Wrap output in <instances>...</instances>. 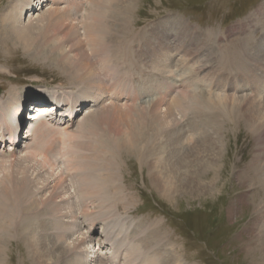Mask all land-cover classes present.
I'll use <instances>...</instances> for the list:
<instances>
[{
	"label": "rangeland",
	"instance_id": "obj_1",
	"mask_svg": "<svg viewBox=\"0 0 264 264\" xmlns=\"http://www.w3.org/2000/svg\"><path fill=\"white\" fill-rule=\"evenodd\" d=\"M37 1L38 0H30V6L27 4L24 5L26 9L23 12V17L19 26L27 22L29 17H33L32 20L36 27L46 23L45 17L41 16V18H36V15H42V13L48 14V11L52 10L48 9L50 2H44L42 5H39ZM82 1L84 6L82 7V5H80L79 7L82 8L79 9V11H71L73 19L75 20L71 23L67 22L66 25L73 24L78 27V40L85 43V49L88 52L87 37L84 34L82 24L89 22L91 18V15L88 16L91 3L88 4L89 0ZM20 3L22 2L16 1L14 6L10 3V0H0V19L5 13L18 10L19 5H22ZM129 3H131V5H129L130 10L126 18L131 24L127 26V29L132 30L133 34L131 36L136 37L134 40L136 45L134 46H131L129 38L127 40H122L126 46V51L130 54L129 58H138V55L132 57L133 50L137 49V53L140 54L142 49L145 50L144 46L146 44L145 42L141 43L140 45L142 48H140L137 47L139 44L138 42H143L145 39H148L150 34L156 31V28L161 27L162 23L166 22L169 18L170 24L174 25L175 28L178 27L179 30L182 31V26L177 25L175 18H179L185 23L187 22L191 30H193L190 37L196 39H198V37L200 38V41H196L197 48H195V45L192 48L189 47L190 41L187 39L182 40V43L179 42L181 44V49L174 52L173 62L170 64L173 70L175 69L171 76L167 75V73H169V65L165 67L163 63L158 67L155 76L156 78L158 77L157 79L160 78L159 81L163 79L161 78L162 76L171 78L173 87L170 91V98H178L180 96L183 97V99H187L188 104L192 103V101L188 99L193 95L186 96L187 94L183 92L185 90L182 89V91L181 88L178 87V85H182L179 78L183 79L184 76L187 78V81H184L187 85L186 90L208 94L206 97L225 96L224 99L228 101L230 98L239 97V99H241L242 97H246L247 94H250V86L234 88L235 90H232V88L228 89V87H219L218 82L219 78L223 77L224 73L230 74V68L228 66L237 65V61L241 62L240 65L246 64L242 66L243 68H249L250 65H252L254 66L253 69L256 68L257 70V62H261L263 58L261 56L264 55H258V51L263 52L260 50L259 46L262 45L261 47H264V23L261 21V18L264 19V0H130ZM51 8H54V6ZM57 8H67V5L61 2V4H58ZM42 10L44 12H42ZM33 14L35 16H32ZM176 30L177 31L174 32L178 33V29ZM35 33L39 35L38 32ZM52 35H55L53 37L54 41L56 40L59 43L62 42L64 37L63 33ZM201 38L204 39L202 40ZM9 41L4 43L0 31V107L2 103L7 101L8 91L11 89L17 91L36 90L37 92H35L37 94H47L51 96V99L54 98V96L65 98L68 94H78L80 97L75 99V103L77 104L80 103V99L86 97L85 92H91L90 89L84 85L74 82L73 79H71V74L69 75L63 70H59L53 62L42 60L38 57H31L26 54L22 46L13 41ZM42 42L43 39L40 43ZM71 45L72 44L68 46L65 45L66 47L64 48V51L66 49L65 55L68 57L72 56L70 52ZM176 48H178V46H176ZM197 53L199 54L196 56L198 58L192 59L194 61H190L188 64L186 62V59H188L187 57ZM93 61L101 79L100 84L104 86L108 92L104 104L99 106L100 110L107 105H114L116 103L117 106H120L122 110L125 111L128 106H131V102L123 98L121 101L115 100L120 98L116 86L121 84L118 82L119 78L123 80L127 79L123 77H125V73L128 71V66H131L130 68L133 67L132 69L136 68L130 63L123 64L124 61L110 63L95 58ZM261 63L264 64L263 61ZM197 64L206 69V71L204 70L206 76H204V74L202 76L193 74L194 67H196L194 65ZM123 65H127V67ZM150 70L153 71V69ZM150 70L147 68V74L145 76L150 74ZM176 73L183 75L175 78L173 75ZM159 74L164 75L159 76ZM129 75L136 78V73L134 71L129 73ZM131 76H127L128 79ZM190 76L192 81L190 80L189 82ZM207 76H209V80L205 78ZM177 79L179 80L177 81ZM167 80L166 77L162 82ZM197 80L201 84H199ZM111 81H114L113 90L108 89L110 88L109 84H111ZM132 81L138 82L139 85L143 83V79L140 77L138 80ZM105 83L108 85H105ZM152 94L148 95V98L153 103V99L158 95ZM111 96H114L113 98L115 99H112ZM248 96L251 97L252 95ZM261 98L264 100V93L263 96H257V98L252 96L248 98V100L253 101V99H256V101H258V99L260 100ZM30 100L31 99L26 100L20 108L23 113V118H25V124H27V127L24 126V129L21 128V132L23 130V135L26 138L28 137L27 130L32 122L30 120V114L33 113L34 109L32 106L34 103L30 102ZM145 101L147 100L145 99ZM145 101L144 98L141 97L139 101L133 102L132 104L134 107H141ZM93 105V103H88L82 106L79 114H75L76 118L70 123L69 129H65L67 133H63V128H65L64 124L69 120L64 117L62 122L58 123L59 126L55 127L56 130H52V128L48 127L49 131L42 134L40 133L42 136H40L41 139L39 141L38 136H31L29 139H25L24 142L17 147L15 152L11 150V141L9 142L7 139V142L3 146L0 145V162H6L4 167H0V181L10 170L9 163L11 161L16 160L18 156L24 157L26 155V150L32 152L33 154H31L33 156L29 154L28 158L30 162H21L23 166L29 165L31 168L29 176H31L34 182L32 186L34 189L31 202L37 199L44 201L49 198L55 182H63L61 187L65 186V188L64 190L60 189V191L63 192H60V194H64L63 198L65 196L66 201L75 204L73 208H69L66 211L70 213V210L72 211L73 209V211L75 210L74 212H76H72L70 216L68 215L69 217L72 216L70 220L68 219L70 222L69 226H78L79 229V231L74 234V238H80L81 232L85 235L88 234L90 237L92 236L93 242L87 243L85 248L90 252H93L94 247L96 248L95 250L99 249L102 261L105 262L117 260L115 264H127L123 262V259L126 258L129 259L128 264H146L147 262L151 264H162L161 258H163V256H160L159 253L165 254L164 257H169L170 262L171 259H174L172 264H175V262H177L176 264H258L259 261L262 262L261 252L256 256L255 253L258 251V245L260 244L257 238L258 233L264 231L263 227L259 229L256 228L261 224V221L258 220L259 210L264 212L263 190L259 188L258 184L254 185L253 181H250V177L244 172L252 168L251 163L254 156L262 152L264 144L262 147L259 142L262 140L261 136L248 130L244 124L245 122L241 120L237 112L236 115L241 121H239L238 124L232 122V124H234V126H232L233 129L226 125V131L223 133V160H220L218 166H221V168L224 166L225 169L223 167L224 172L219 175L220 183L218 188L214 190V194L208 193L202 195L198 192L192 194L191 191L185 190V183L187 184L186 179L189 173L184 166L186 163H190V161L187 160H189L190 155L195 152V145L189 144L180 151L176 149L177 153H172L171 157H174L172 162L167 161L171 158L169 157L170 152L168 150H165L163 155L159 154V157L150 155L149 158H139L135 155L124 154L117 163L116 174L112 175V189L108 191V195L110 193V201H112L108 203L106 207L105 205L103 207L101 205L102 202H100L101 200H98V198L95 200L98 201L96 203L94 202L95 204H91L90 200L85 202L81 200L80 195H82L83 191L80 193V189L74 184L75 179H73L72 176V174L76 173V168L74 171L70 170L71 164L73 163V161L71 162L72 153L70 151L75 150L70 141L67 143L69 151L66 150V153H68L70 157L67 156L68 154L65 157V154H63L64 151L62 152L64 141L71 138L72 134H75L78 127L82 125V122H87L85 121L88 116H86V114L87 110H90V108L87 110L84 109ZM47 106L50 107V104ZM224 107L226 114L222 119L229 120L233 108L228 103L224 104ZM50 109L52 110V108ZM47 110L48 109L44 111ZM180 113L178 111L177 115L181 120V128L184 129L186 138L192 137L193 139L190 140L195 142L207 136H211L212 132L195 139L199 131H201V133L207 131L208 125L202 119L196 118L194 114L190 115L188 111ZM191 116L193 119L189 122ZM55 117L56 116H45L44 118L42 116V119L44 122L50 124ZM192 121H195V126H192ZM86 134L87 136H81L79 138L80 140L78 139L80 143L86 144L88 142L90 144L92 142L93 144V141H97L103 145V141H107L106 134L102 135L98 130H93L92 134H89V131H87ZM150 135L153 134L151 133ZM99 136H101V138H99ZM42 139L45 140V143L41 144L44 146V149L48 147L52 140L60 141L58 142L59 149L57 148V153L56 149L52 154L53 156L50 155L51 157H49V160L53 161V163H49L48 160L44 162L45 156L41 149H36L40 143H43ZM74 139L75 138H72L71 141L74 142ZM75 141H77V139H75ZM35 144H37V146H34ZM9 149L11 153L12 151L14 152L12 153L14 155L10 159L3 156ZM83 149L84 148H82V150L77 149V154L87 155L89 153L87 148ZM4 152L6 153L4 154ZM33 158H35L36 161ZM2 159H6V161H2ZM160 162H165L162 168L158 167ZM41 166H43V169ZM153 167H158V173L164 176V187L169 191L158 188L156 186L157 184L153 182L154 180L151 173L152 170L155 169ZM14 170L17 171L18 167H14ZM212 176L213 175L210 176V179ZM62 179L63 181H61ZM201 181L204 183L205 178ZM78 202H80V206ZM258 205L259 207H257ZM82 208H84L86 213L90 214L91 217L97 218L95 223L91 222L89 217L84 218L82 216ZM75 221L77 225H75ZM154 229H157V232H159L157 236L159 240H161V243H157L160 245V248L162 247V252L161 250L153 252L155 248V246L152 245L154 238L149 236V234L151 230ZM24 236L25 235H13L9 240L10 242L6 245L7 264H33L32 254L27 247L26 239L22 240ZM39 237H41L40 234ZM250 247L257 249L250 253L248 250ZM59 254L60 251L55 252V257L48 263L60 264L59 258L55 261Z\"/></svg>",
	"mask_w": 264,
	"mask_h": 264
},
{
	"label": "bare ground",
	"instance_id": "obj_2",
	"mask_svg": "<svg viewBox=\"0 0 264 264\" xmlns=\"http://www.w3.org/2000/svg\"><path fill=\"white\" fill-rule=\"evenodd\" d=\"M16 1L22 2L20 3L22 5H19L18 10H13L10 13L7 12L5 13L6 15L4 14L0 19V31L2 33L4 43L9 40L13 41L22 46L27 55L53 62L59 70L61 69L65 73L69 75L71 74V79H73L74 82L84 85L89 88L91 92H85L86 97L80 99V103L77 104L75 103V99L80 97L78 94H68L65 98L61 96H54V98L51 99V96L47 94H37L36 90L17 91L15 89H11L8 91L7 101L2 103V106L0 107V145L3 146L8 139L9 142L11 141V150L15 152L17 147L20 146L25 139H29L31 136H38L39 141L41 139L40 136H42L41 134L49 131L48 127L52 128V130H56L55 127L59 126L58 123L62 122L64 117L69 121L64 124L65 128H63L64 131H62L63 133H67L65 132V129H69L70 123L76 118L75 114H79L82 106H85L88 103H93V106H89L84 109L87 110L90 108V110H87L86 114V116L88 115L85 120L87 122H82L81 124L84 125L78 127L75 134H72L71 138L64 141V147L62 149V152L64 151L63 154H65L64 156L66 157L68 154L66 153V150L69 149L67 148V143L69 141L73 145V148H75V150L70 151L72 153L71 162L73 161L70 170L74 171L75 168L77 170H75L76 173L72 174V176L73 179H75L74 184L78 187V189H80V193L83 191L82 195H80L82 201L85 202L90 200L91 204H95L98 202L95 201L98 198V200H101L100 202H102L101 205L103 207L104 205L106 207V205L112 201H110V193L108 195V191L112 189V175L116 174L117 163L124 154L135 155L139 158H149L150 155H156L159 157V154L163 155L164 151L168 150L170 152L169 157H171L172 153H177L176 149L180 151L189 144L195 145V152L191 154L189 160H187L190 161V163H186L184 166L189 173V179H186L187 184L185 183V190L191 191L192 194L195 192L202 195L208 193L214 194V190L218 188L220 183L219 175L224 172L225 169L224 166V169L223 167L221 168V166H218V163L223 158V133L226 131L225 126L228 125L231 129H233L232 126H234V124H232V122L238 124L239 121L242 120L245 122L244 124L248 130L258 134L261 136V139L264 140V100H262V98L260 100L258 99V101H256V99H253V101L248 100V98H251L252 96H255L256 98L257 96H263L264 93V64L261 63L262 61L264 62V47H261L262 45H260L259 48L263 52L258 51V55H263L261 56L263 58L261 62H257V70L256 68L253 69L254 66L252 65H250L249 68H243L242 66L246 64L240 65L241 62L237 61V65L228 66L230 68V74L228 75L227 73H224L223 77L219 78L218 82L219 87H228V89L232 88V90H235L234 88H244L250 86V94H247L246 97H242L241 99H239V97L230 98V101L224 99L225 96L206 97L208 94L186 90L187 85L185 82L187 81V78L184 76L183 79L179 78L182 85L180 84L178 87H180L181 90H185L182 91L187 94L186 96L193 95L188 99L191 100L192 103L188 104L187 99H183V97H169L170 91L173 87L171 78L166 76L168 80L162 82L166 77L162 76L161 78L163 79L159 81L160 78L157 79L158 77L156 78L155 76L158 67L163 63L165 67L169 65V73H167V75L171 76V74H173L175 69L173 70L170 64L173 62L174 52L181 49L180 43H182V40L187 39L190 41L189 47L192 48L195 45V48H197L196 41H200V38L198 37V39H196L190 37L193 30H191V27L187 22L185 23L179 18H175L177 25L182 26V31L179 30L178 27L175 28L174 25L170 24V18L167 19L166 22L162 23L161 27L156 28V31H153L152 34H150L148 39L142 37L145 41L138 42L139 44L137 47L142 48L140 44L145 42V50L142 49V52L139 54L137 53V49H134L132 57L138 55V58L132 59L129 58L130 54L126 51V46L122 41L123 39L127 40L129 38L131 46L136 45V43H134L136 37L131 36L133 31L127 29V26L131 24V22L126 18L130 10V0L88 1V4L91 3V8L89 9L90 13H88V16L91 15V18L90 20L88 18L89 22L82 24L84 34L87 37L86 42L89 47L88 52L85 49V43L78 40V27L73 24L66 25L67 22L71 23L75 20L73 19L71 11H79V9L84 6L82 0H38L37 2L39 5H42L44 2H50L48 9L52 10H49L48 14L42 13V15H36V18H41V16L45 17L46 21L44 25L37 27L32 20L33 17H29L27 22H24L22 26H19L23 17V12L26 9V6L24 5L27 4L30 6V0H10V3L15 6ZM61 2H64V4L67 5V8L58 9L57 6L58 4H61ZM80 5H82V7H79ZM50 6H54V8H51ZM42 12L44 11L42 10ZM32 16L35 15L33 14ZM262 19L263 18H261V21L264 23V19ZM176 29H178V33H175L177 31ZM35 32H38L39 35H36ZM61 33L64 35L62 39L63 43H59L56 40L54 41L53 37L55 35L53 36L52 34ZM42 39L43 44L40 43ZM69 44H72L70 46L71 57L65 55L66 49L64 51V48L66 47L65 45L68 46ZM176 46H178V48H176ZM198 55L199 54L197 53L187 57L189 60L185 58L186 62L189 64L190 61H194L192 59L198 58L196 57ZM94 58L110 63L124 61L123 64L130 63L136 68L132 69L133 67L130 68L131 66L127 67V65H123L124 67H127L128 71L125 73V77H123L127 78L126 80L121 78L118 79V82L121 84L116 87L118 88L120 98L115 99L113 98L114 96H111L112 99H115L116 101H121L122 98L130 101L132 107L128 106L125 111H123L122 108L117 106L115 103L114 105H107L105 108L100 110L99 106L104 104L105 98L108 96V92L106 88L100 84L101 79L94 64ZM194 66L196 67H194L193 74L201 76L204 74V76H206V73H204L206 71L205 68L198 64ZM144 67L149 68V70L153 69L155 73L150 70V74L145 76L147 74V68ZM132 71L136 73V78L129 75ZM160 75L164 74H159V76ZM181 75L176 73L173 76L178 78V76L180 77ZM127 76L131 77L128 79ZM209 76L205 78L209 80ZM139 77L143 79V83L140 85L138 82L132 81L138 80ZM179 79H177V81ZM190 80L192 81L191 76L189 78V82ZM113 82L114 81H111V84H109L110 88L108 89L113 90ZM198 83L201 84L200 82ZM105 85L108 84L105 83ZM150 94L158 95L155 99H153V103L148 98V95ZM248 95L252 96L249 97ZM141 97L144 98V101L145 99L147 100L142 105L144 107H134L132 103L139 101ZM28 99H31L30 102L34 103L32 105L34 110L33 113L30 114V120L32 122L30 121L31 124L27 130L28 137L26 138L23 135V130L21 132V128L24 129V126L27 127V124H25V118H23V113L20 108ZM227 103L233 108V110L230 115V119L223 120L222 117L226 114L224 104ZM48 104H50V107L47 106ZM50 108L54 111L53 116L56 117L50 124H48L47 122H44L42 116L44 118L45 116H49L45 115L46 113L44 110ZM177 110L179 113H185L188 111L190 115L194 114L196 118L202 119L208 125L207 131L205 133H201V131H199L197 133L198 136H195V139L212 132L211 136H207L202 140L195 142L190 140L193 139L192 137L186 138L184 129L181 128V120L178 118ZM236 112L239 114L241 120L237 117ZM192 119L193 117L191 116L189 122H191ZM195 125V121H192V126ZM93 130L100 131L102 135L106 134L107 141H103V145L97 141H93V144L92 142L90 144L88 142L86 144H82L78 141L81 136H87V131H89V134H92ZM151 133L153 135H150ZM72 138L77 139V141H75V139L74 142L71 141ZM99 138H101V136H99ZM44 139H42L43 143H40L36 149H41L45 156L44 162L48 160L49 163H53V161L49 160V157L53 156L52 154L57 148L59 149L58 142L60 141L52 140L48 147L44 149V146L41 145L45 143ZM262 140L259 141L261 146L264 144V141ZM34 146H37V144ZM82 148H87L89 153L87 155L77 154V149L82 150ZM58 149L56 150V153ZM11 150L9 149L7 153L4 152V154H6L3 156L10 159L14 155L12 154L14 152L12 151L11 153ZM25 153L26 155L24 157L18 156L16 160L11 162L9 161L10 170L0 181V264H7L6 245L10 242L9 240L13 235H25L22 240L26 239L27 247L32 254L33 264H50L48 262L53 260L55 252L57 251H60V254L57 256L55 261L59 258L60 262H58L60 264H115L117 260H112L110 262L102 261L99 249L95 250V247L93 252L86 250V244L93 242L92 236L90 237L88 234L85 235L81 232L80 238H77L76 236V239L74 238V234L78 232L79 229L78 226H69V220L72 217L69 216L75 210H70V213H67L66 211L69 208H73V205L75 204L66 201L65 196L63 198L64 194L60 191V189L64 190L65 188V186L61 187L63 182H55L53 185V191L49 198L44 201L37 199L31 202L32 192L34 189L32 188L34 182L31 179V176H29L31 168L29 165L23 166L21 162H30L28 158L29 154L32 152H28V150H26ZM67 156H69V154ZM173 158L174 157H171L167 161L172 162ZM2 161H6V159H2ZM0 163V167H4L6 165V162ZM164 164L165 162H160L158 167L162 168ZM263 165L264 147L262 148V152L260 154L257 153L254 156L251 163L252 168L244 173L250 177V181H253L254 185H259V188L263 190L262 195L264 196ZM14 167H18V170L15 171ZM42 167L43 166H41V168ZM158 167H153L155 169L151 172L154 180L153 182L157 184L156 186L158 188L168 190L164 187V176L158 173ZM211 175L213 176L210 179ZM204 178L205 182L203 183L201 180ZM61 181H63V179ZM60 192L62 193L60 194ZM78 203L80 206V202ZM257 207H259V205ZM82 210V216L84 218L89 217V220L95 223L97 218L95 219L91 217L90 214H87L84 208H82ZM258 217L261 224L256 228L259 229L263 227L264 229V212L259 210ZM74 223L77 225L76 221ZM39 234L41 237H39ZM158 234L159 232H157V229L151 230L149 234V236L154 238L152 245H154L155 248L153 249V252L156 250V252H158L162 248L158 245L161 241L157 236ZM257 238L260 244L258 245L259 248L255 246L258 248L255 256L261 252V260L263 263L259 261L258 264H264V231L258 233ZM251 247L248 249L250 253L257 249ZM159 254L160 256H163V258H161L162 264H172V262H174V259H171L170 262L169 257H164L165 254ZM128 261L129 259H123L124 263L128 264ZM176 263L177 262H175V264ZM146 264L151 263L147 262Z\"/></svg>",
	"mask_w": 264,
	"mask_h": 264
}]
</instances>
